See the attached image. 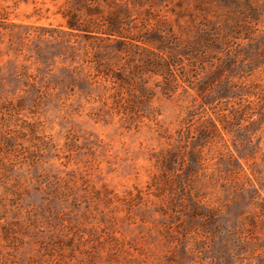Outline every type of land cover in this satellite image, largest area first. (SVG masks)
<instances>
[{
  "label": "rangeland",
  "instance_id": "1",
  "mask_svg": "<svg viewBox=\"0 0 264 264\" xmlns=\"http://www.w3.org/2000/svg\"><path fill=\"white\" fill-rule=\"evenodd\" d=\"M0 264H264V0H0Z\"/></svg>",
  "mask_w": 264,
  "mask_h": 264
}]
</instances>
